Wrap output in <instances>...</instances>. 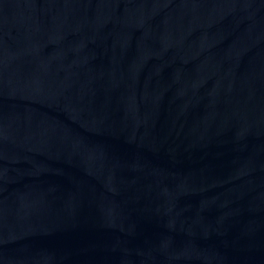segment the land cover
Here are the masks:
<instances>
[{"label":"water","instance_id":"water-1","mask_svg":"<svg viewBox=\"0 0 264 264\" xmlns=\"http://www.w3.org/2000/svg\"><path fill=\"white\" fill-rule=\"evenodd\" d=\"M174 147L264 150V0H0V175Z\"/></svg>","mask_w":264,"mask_h":264}]
</instances>
